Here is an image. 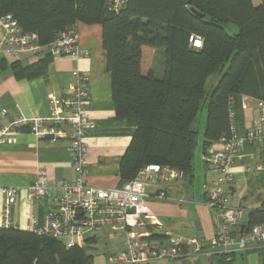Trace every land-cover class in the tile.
<instances>
[{
  "label": "trees",
  "instance_id": "trees-1",
  "mask_svg": "<svg viewBox=\"0 0 264 264\" xmlns=\"http://www.w3.org/2000/svg\"><path fill=\"white\" fill-rule=\"evenodd\" d=\"M5 13L23 32L36 33L42 48L78 22L101 25L114 120L130 136L119 159L121 183L148 163L169 165L189 182L200 131L203 150L229 134L231 125L242 134L243 97L264 101V0H126L118 11L108 0H0V17ZM229 24L238 30L228 31ZM191 36L200 37L199 48ZM161 50L164 60L156 61ZM52 57L48 50L28 65L16 59L10 68L17 79L44 76ZM243 223L246 228L264 223V200L246 212ZM255 251L264 264V248ZM243 252L229 260L212 258L215 264H234ZM92 261L87 247L67 248L51 237L0 228V264Z\"/></svg>",
  "mask_w": 264,
  "mask_h": 264
},
{
  "label": "built area",
  "instance_id": "built-area-1",
  "mask_svg": "<svg viewBox=\"0 0 264 264\" xmlns=\"http://www.w3.org/2000/svg\"><path fill=\"white\" fill-rule=\"evenodd\" d=\"M111 10L118 11L126 0H108ZM0 48L7 57L18 58L22 53L35 55L42 48L38 35L23 32L12 14L0 17ZM192 46L199 48L200 37H190ZM52 56L69 55L75 58L87 55L78 45L75 26L60 32L46 47ZM74 84L71 96L60 100L51 97L50 115L44 119H28L17 116L9 126H2L1 118L7 110H0V144L9 134L22 126H29L31 133L38 138L54 141L67 137L72 166L76 176L69 182L49 180L44 170H38L33 182L25 187L28 205L46 200L41 213L29 216L25 230L38 236H47L64 244L67 248L84 247L86 238L96 231L121 230L125 240L121 250L108 256L107 264H154L161 260H174L183 255H196L203 252L206 239L201 236H178L164 232L165 238L154 234L151 228L162 226L158 218L149 212L147 200H172L165 193L170 185L182 188L183 173L169 165L148 163L142 166L135 177L113 188L90 185L88 174L89 151L84 137L95 128L88 117L86 103L88 76L85 71H72ZM247 98L243 97L245 101ZM256 118L252 126L240 134L235 125L230 132L206 146L201 159L214 178L203 184L205 205L212 212L213 234L208 239L209 250L203 254L224 256L227 260L239 252L255 247H264V223L240 231L245 209L232 206L223 193L224 185H233L235 177L233 165L246 143L264 145V101H255ZM68 128V132L65 130ZM251 170V166L245 168ZM261 170L260 165L255 167ZM20 187L1 186L3 199L0 228H19L11 217ZM153 189V192L150 191ZM209 263V262H208Z\"/></svg>",
  "mask_w": 264,
  "mask_h": 264
},
{
  "label": "crops",
  "instance_id": "crops-1",
  "mask_svg": "<svg viewBox=\"0 0 264 264\" xmlns=\"http://www.w3.org/2000/svg\"><path fill=\"white\" fill-rule=\"evenodd\" d=\"M75 29L78 34L79 48L86 50L88 54L79 58L69 55L53 56L44 76L17 79L10 66L16 59L23 65L35 62L48 51L46 47L41 48L42 54L37 56L22 53L18 58L7 57L0 48V110L2 108L7 110L6 115L1 118L2 126H9L12 120L20 115L28 119L48 117L52 107L51 97L60 100L69 98L71 87L75 82L72 71L75 69L85 71L88 76L87 90L89 92L86 110L88 117L95 124V128L88 131L84 137L90 163L86 181L96 187H117L121 185L119 159L130 142V136L120 133L121 126L114 120L111 75L105 69V53L101 42L102 28L100 24L86 25L78 22L75 24ZM2 36L3 30L0 28V38ZM242 111L243 128L246 129L252 126L256 118L255 100L247 98L243 103ZM205 115V110L199 115V124L202 128ZM65 130L68 132L69 129L65 128ZM202 142L201 134L200 158L203 151ZM68 147L67 137L52 141L23 131H13L6 141L0 144V187L13 185L21 188L11 210V217L16 221L19 229L25 230L29 216L41 213L40 210H43L46 205V200H42L31 206L25 199V187L33 182L38 170H44L49 180L69 182L76 176ZM196 153H198L197 150L195 157H197ZM258 165L262 167L261 170L255 169ZM248 166H251L250 171L245 169ZM196 167L193 157V177ZM233 172L235 183L224 185L223 193L229 204L245 209L243 221L246 212L258 208L264 200L257 194L258 191L264 193V146L260 143L244 146L241 154L235 159ZM193 177L189 182L183 183L182 188L175 185L165 188L166 195L172 200L154 198L147 200L149 212L162 224L160 228H151V230L161 238H165L164 232L185 237L203 236L206 244L202 253L183 255L177 260L193 257L198 264H201V260L204 264H209L207 256L203 253L209 250L207 240L213 234L212 212L205 205L204 191H201L199 198L195 199ZM208 178L213 179L214 174L208 175ZM150 191L153 192V189ZM2 207L3 199L0 191V221ZM108 232L110 235L112 233L119 237L117 246L109 254L112 255L122 249L125 233L121 230L110 231L109 229ZM96 243L97 237L93 233L86 238L84 247H93ZM155 264L170 263L161 260Z\"/></svg>",
  "mask_w": 264,
  "mask_h": 264
},
{
  "label": "rangeland",
  "instance_id": "rangeland-1",
  "mask_svg": "<svg viewBox=\"0 0 264 264\" xmlns=\"http://www.w3.org/2000/svg\"><path fill=\"white\" fill-rule=\"evenodd\" d=\"M228 31H232L235 32L238 30V27L234 24H229L227 26ZM42 51L38 52L37 54H35L36 56L38 54H40ZM42 54V53H41ZM32 55V54H30ZM156 61H162L164 60V54H163V50H161V52H158L156 54ZM216 80V76H213L210 81L215 82ZM204 112V110H203ZM200 130H202V127L200 128ZM200 136H201V131L199 133L198 136V143L195 146V150H194V161L197 164V167L194 168V177H193V187H195V199H198L200 196L201 191L203 190V182L207 181L209 182V178L208 175L212 174L208 171V168L206 166V164L202 161V159L200 158ZM197 154V157H195V152ZM195 167V166H194ZM205 172H207V176H205ZM206 177V180H204V178ZM259 195V197L261 199L264 198V193L261 191H258L257 193ZM245 214V213H244ZM244 218V217H243ZM94 234L97 237V243L96 245H94L93 247H89L87 248V253L93 256V263L92 264H107V259L108 256H110V252L112 249H114L117 246V243L119 242V237L116 235H113L110 232H108V229L106 230H100V231H96L94 232ZM264 247H255V248H251L249 249L250 251L247 252H243L242 254H238L234 260V264H263L262 263V258L256 253V249H263ZM113 255V254H112ZM167 262H169L170 264H198L196 263V258H186V260H165ZM214 259L211 257H209V262L214 264ZM201 264H204V262L201 260L200 261ZM209 263V264H210ZM155 264V263H154Z\"/></svg>",
  "mask_w": 264,
  "mask_h": 264
},
{
  "label": "water",
  "instance_id": "water-1",
  "mask_svg": "<svg viewBox=\"0 0 264 264\" xmlns=\"http://www.w3.org/2000/svg\"><path fill=\"white\" fill-rule=\"evenodd\" d=\"M203 15L202 14H200V17H202ZM245 227V224L243 223V224H241L240 225V231H242L243 230V228Z\"/></svg>",
  "mask_w": 264,
  "mask_h": 264
}]
</instances>
